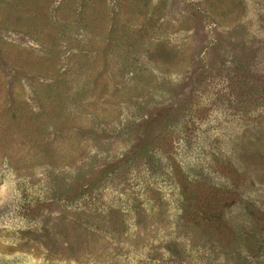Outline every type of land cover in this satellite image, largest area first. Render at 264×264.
I'll return each mask as SVG.
<instances>
[{
	"label": "rangeland",
	"instance_id": "rangeland-1",
	"mask_svg": "<svg viewBox=\"0 0 264 264\" xmlns=\"http://www.w3.org/2000/svg\"><path fill=\"white\" fill-rule=\"evenodd\" d=\"M0 264H264V0H0Z\"/></svg>",
	"mask_w": 264,
	"mask_h": 264
}]
</instances>
